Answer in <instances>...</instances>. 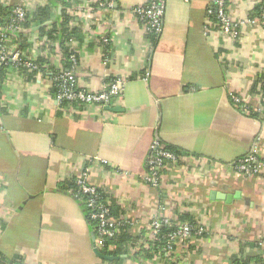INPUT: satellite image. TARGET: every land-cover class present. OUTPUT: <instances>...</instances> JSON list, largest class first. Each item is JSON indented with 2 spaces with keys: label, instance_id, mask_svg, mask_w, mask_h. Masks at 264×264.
I'll use <instances>...</instances> for the list:
<instances>
[{
  "label": "crops",
  "instance_id": "0c3cea01",
  "mask_svg": "<svg viewBox=\"0 0 264 264\" xmlns=\"http://www.w3.org/2000/svg\"><path fill=\"white\" fill-rule=\"evenodd\" d=\"M149 1L0 0L30 13L51 5V17L28 33L29 54L57 68L59 35L50 41L41 28L60 20L66 4L82 32L70 42L78 85L102 91L125 83L109 107L64 106L50 73L0 71L1 264H264V168L243 176L234 166L255 145L264 162V26L233 37L212 23V0H166L153 44L133 11ZM262 1L226 0V10L234 21L255 17ZM155 139L179 155L158 187L146 180ZM83 170L131 221L128 233L141 236L114 260L95 253L83 202L61 186ZM161 215L178 224L188 216L204 232L148 259L149 223Z\"/></svg>",
  "mask_w": 264,
  "mask_h": 264
},
{
  "label": "built area",
  "instance_id": "2783aa9c",
  "mask_svg": "<svg viewBox=\"0 0 264 264\" xmlns=\"http://www.w3.org/2000/svg\"><path fill=\"white\" fill-rule=\"evenodd\" d=\"M213 7L209 9V13L214 16L216 22L212 23L224 34L238 37L240 29L247 25L260 24L264 26V0L260 5V12L255 17H248L234 21L231 19L226 10V0H212ZM166 9V0H150L146 5L137 6L134 12L142 20L145 21L147 30L156 35H160L163 30V21ZM16 14V22L24 20L26 9L17 6L14 9ZM5 34L1 35L0 41V68L7 66L9 63L21 65L29 69H37V64L30 59H25L21 53L14 47L12 49L4 43ZM105 41H108L105 39ZM73 62L72 69L60 73L55 80L58 81L59 91L57 100L59 103L64 101L79 102L84 104H100L102 106L111 105L115 98L122 95L125 83L121 79L115 80L107 89L102 91H91L81 88L76 80L74 69L78 63L76 55H71ZM232 100L243 107L245 111L250 108L244 104V100L239 94L231 93ZM259 112V111H258ZM179 161L177 152L168 149L160 140L155 139L151 145V152L147 159V182L158 187L161 180V171L167 163L176 164ZM236 170L243 176H252L259 174L264 168V162L259 156V148L257 145L245 155L240 157L235 163ZM76 185L78 189L74 192L76 197L81 200L87 210L90 221L95 222L94 245L99 249L105 248L108 238L114 237L120 228L125 224L124 220L116 218L112 215L109 207V199L104 198L100 192V187L89 181L87 170H83L76 177ZM170 217L157 216L149 223V229L154 237L163 225L170 223ZM180 227L170 234L167 244V251L170 252L174 248L175 242L190 238L193 234V228L190 224H180ZM204 229L201 227L195 232L202 234ZM110 247V246H109Z\"/></svg>",
  "mask_w": 264,
  "mask_h": 264
},
{
  "label": "trees",
  "instance_id": "16d2710c",
  "mask_svg": "<svg viewBox=\"0 0 264 264\" xmlns=\"http://www.w3.org/2000/svg\"><path fill=\"white\" fill-rule=\"evenodd\" d=\"M66 7L67 5L64 4V6L62 7V11L60 13V20L56 21L49 30L45 31V28H41L42 34L46 35L48 40L52 41V40H56L58 37L60 38L61 48L63 49L62 55L64 57V63L61 68H57L50 65L51 63L47 56H43V57L40 56L34 58L29 54V48L31 47V43L28 40V33L31 31L32 26L36 25L37 22L41 23L51 17V12H52L51 5L46 4L41 7L39 6L34 12L31 13L27 12L24 20L17 23L16 14L14 13L15 7L14 6L4 7L3 5L0 4V41H1V35L5 34L6 39L4 43L8 46V48L12 49L14 45L15 49L21 53V56L23 58L30 59L37 64V69H29L24 66L23 62L21 65L9 63L7 66L0 68V71L4 72L6 68L12 66L17 70H19L20 72H22L23 74L27 75L28 77H33L35 74L38 73H43V74L50 73L49 77L53 82V89H55V93L57 95L59 91V86H58V81L55 80V77H57L62 72L72 69L73 62L71 60V55L73 54L76 55L78 59V54L76 50L70 45V42L72 43L75 38H79V39L82 38L81 29L79 28V26L73 23L76 16H72L71 15L72 13H70V11L67 9L68 7L67 8ZM259 12H260V7L256 16L259 14ZM212 20L213 23L216 22V19L214 18L213 15H212ZM148 33L150 39L153 41V44L156 43V41L158 40V35L149 31ZM63 104L64 106L90 105V104L71 102V101H64ZM91 105H97V104H91ZM167 148L177 152V150H175L172 147H167ZM61 186L63 189H71V188H73L74 190L78 189L76 185V181H74V178L69 179L68 181L62 183ZM100 192L104 198H107L102 189H100ZM109 207L111 209L112 215L115 216L116 218L124 220L125 224L120 228V231L114 237L108 238L106 247L100 250L107 255L119 256V255L127 254L128 248L132 245V243H136V241L139 238H141V236L134 237V235L128 233L127 228L129 227L128 224L131 223V221L127 220L123 215L118 214L119 208L118 207L116 208L115 203L113 204L109 203ZM192 221L193 220L188 216H184L182 224L184 223L190 224L193 228V234H194L199 227L195 226ZM176 222L174 219H170L169 224L163 225L159 229L158 233L154 237L153 236L151 237L149 243L150 247L148 251L144 252L146 258L153 259L156 256L165 258L166 254H170L176 248V244L178 241L175 242L172 251L168 253L166 249L170 234L175 232L180 227L179 225L181 223L178 224ZM91 223L95 229V222L91 221ZM188 239L189 238L185 239L184 241L186 242ZM111 245H114L115 249L113 251H108L109 246Z\"/></svg>",
  "mask_w": 264,
  "mask_h": 264
},
{
  "label": "water",
  "instance_id": "95a60500",
  "mask_svg": "<svg viewBox=\"0 0 264 264\" xmlns=\"http://www.w3.org/2000/svg\"><path fill=\"white\" fill-rule=\"evenodd\" d=\"M109 107V106H107ZM217 195V194H215ZM218 196L221 197V194H218ZM239 196V192L236 193L235 197H238ZM222 198H225L227 199V201H230L232 198H233V195L229 194V195H224L222 194ZM95 253L101 258V259H104V260H114L118 257H114L112 255H107L105 253H103L98 247H95Z\"/></svg>",
  "mask_w": 264,
  "mask_h": 264
}]
</instances>
